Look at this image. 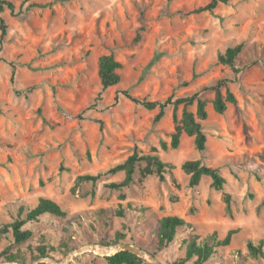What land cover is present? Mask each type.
Listing matches in <instances>:
<instances>
[{"label":"rangeland","instance_id":"1","mask_svg":"<svg viewBox=\"0 0 264 264\" xmlns=\"http://www.w3.org/2000/svg\"><path fill=\"white\" fill-rule=\"evenodd\" d=\"M10 1L41 6L1 13L7 32L0 44V264H104L106 255L83 248L106 246L116 235L154 252L160 264H175V245L155 250V222L166 215L183 217L201 238L236 230L205 264H264L246 246L264 239V0H229L211 13L192 12L208 0ZM141 26V40L133 42ZM238 43L244 47L234 73L217 55ZM108 52L122 64L121 80L97 101V61ZM219 79L228 80L237 99L222 114L212 108L213 92L203 90ZM123 90L151 101L200 92L207 101L206 149L197 151L186 134L171 148L172 107L154 122L158 109L133 103ZM181 111L182 105L178 118ZM152 146L174 165L176 183L168 174L165 181L137 174L121 190L105 186L124 177L106 173L110 167L134 148L148 153ZM196 159L219 170L226 180L221 190L207 176L189 186L181 165ZM98 173L95 184L78 181ZM224 193L232 196L231 213ZM41 197L66 216L26 222L32 235L16 244L1 230L19 207L24 216Z\"/></svg>","mask_w":264,"mask_h":264},{"label":"trees","instance_id":"2","mask_svg":"<svg viewBox=\"0 0 264 264\" xmlns=\"http://www.w3.org/2000/svg\"><path fill=\"white\" fill-rule=\"evenodd\" d=\"M27 1V0H24ZM229 0H208L207 3L201 5L192 10L193 13L200 12H213L219 3L226 4ZM24 3V2H23ZM21 3L16 6L10 0H0V44L7 32V24L1 13L4 10H9L11 14L18 15L27 13L31 8L41 5L34 2H30L27 6ZM144 27L141 26L139 31L133 38V42L141 40V32ZM243 43H238L234 46L227 47L223 52L218 53L217 62L227 65L231 70L236 73V61L241 55L243 50ZM98 77L101 85V92L97 101H101L100 97L102 92L111 86L117 85L121 80L119 73L122 64L118 61L112 52L100 55L97 61ZM14 73V72H13ZM227 79H219L214 84L203 88L204 91H212L213 98L211 100L212 108L216 113L222 114L226 108L227 103L235 104L237 99L234 93L227 85ZM187 84V82H185ZM224 89V91H223ZM122 94L131 100L133 103L143 106L148 110L158 109L154 115L153 121L158 122L165 114L169 107H172V119L174 122L173 132L170 134L169 146L173 149L177 148L180 143L182 134H186L189 137H193L194 146L197 151L203 152L206 149V134L203 131L201 120L207 118V101L200 95V92L196 91L190 94H186L177 98L172 96L167 97L162 101H151L145 98H139L132 95L129 91L123 90ZM196 107L195 112L189 110V107L194 105ZM182 105L181 116L178 118L177 109ZM160 147L163 150L168 148L166 141L160 142ZM260 159L264 162V152L260 155ZM174 165L170 162H166L158 155V150L155 146H152L148 153H144L138 148H134L132 153L127 158L112 167H110L106 173L116 174L122 172L124 177L120 181H111L105 184L107 188L121 190L124 187L129 186L134 182L135 176L139 174L142 177L155 174L160 181H165L166 174L169 175L173 183H176L172 169ZM182 170L189 175V186H197L203 176H207L211 179V187L216 190H221L226 182L225 178L219 173V170L215 167L202 163L199 159L187 160L181 165ZM101 174H85L78 176V181L91 182L95 184L100 178ZM223 200L225 202V208L228 213H231L232 196L230 193L223 194ZM264 204V199H263ZM134 209L132 206H130ZM23 207L18 208V217L8 225H6L1 231L3 233H11L13 240L16 244L22 243L31 237L32 233L30 229H24L23 226L26 222L37 221L41 216L49 214L50 216L63 218L66 216V212L62 207L53 201L52 199L41 197L36 205L32 208H28L23 215ZM122 213V211H118ZM236 230H229L223 238H219L216 233L209 234L203 238L199 234L194 232L193 225L186 221L183 217L178 215H166L156 220L153 229V236L155 238V250L161 251L170 245H175L176 249L180 252V256L175 264H205L210 258L219 255L221 247L230 244L233 234ZM118 235L110 244H116L121 241ZM248 252L257 258H264V239L248 240L246 243ZM41 254H44L43 249L40 247ZM151 253L153 256L156 254ZM106 264H145V260L138 255L129 252L127 250H120L112 255L105 256ZM8 261L17 259L16 255H9L6 258Z\"/></svg>","mask_w":264,"mask_h":264},{"label":"water","instance_id":"3","mask_svg":"<svg viewBox=\"0 0 264 264\" xmlns=\"http://www.w3.org/2000/svg\"><path fill=\"white\" fill-rule=\"evenodd\" d=\"M93 245H95V244H93ZM115 246H117V251L127 250L129 252H132V253L138 255L139 257L147 256L153 262V264H160L156 260V258L151 253L147 252V250H145V249L138 248V247L132 246L131 244L123 243V242L117 243V244H115ZM80 251H82V250H80ZM72 254H74V253L69 254L67 259H70Z\"/></svg>","mask_w":264,"mask_h":264},{"label":"bare ground","instance_id":"4","mask_svg":"<svg viewBox=\"0 0 264 264\" xmlns=\"http://www.w3.org/2000/svg\"><path fill=\"white\" fill-rule=\"evenodd\" d=\"M93 250L96 252H100L102 253V255H110L114 252L117 251V246H99V245H89L88 247L83 248V250ZM14 264V263H11ZM55 264H59V263H55Z\"/></svg>","mask_w":264,"mask_h":264},{"label":"built area","instance_id":"5","mask_svg":"<svg viewBox=\"0 0 264 264\" xmlns=\"http://www.w3.org/2000/svg\"><path fill=\"white\" fill-rule=\"evenodd\" d=\"M110 246V245H109ZM113 254V253H112ZM112 254H110V255H112ZM106 256H109V255H106Z\"/></svg>","mask_w":264,"mask_h":264},{"label":"crops","instance_id":"6","mask_svg":"<svg viewBox=\"0 0 264 264\" xmlns=\"http://www.w3.org/2000/svg\"><path fill=\"white\" fill-rule=\"evenodd\" d=\"M104 264H106V261H104Z\"/></svg>","mask_w":264,"mask_h":264}]
</instances>
